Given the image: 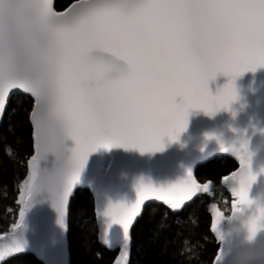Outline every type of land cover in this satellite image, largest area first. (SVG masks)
Returning <instances> with one entry per match:
<instances>
[{
    "label": "snow or ice",
    "instance_id": "obj_1",
    "mask_svg": "<svg viewBox=\"0 0 264 264\" xmlns=\"http://www.w3.org/2000/svg\"><path fill=\"white\" fill-rule=\"evenodd\" d=\"M262 64L264 0H77L66 12L55 11L52 0H0V113L14 89L34 97L35 155L25 191H48L62 216L99 146L162 150L165 136L175 140L186 129L189 109L230 107L236 77ZM218 74L230 79L213 94L209 81ZM48 153L56 156L51 170L41 167ZM241 165L230 178L239 184V205L250 203L248 188L256 179L247 161ZM209 186L191 173L167 186L140 181L135 203L109 204L103 215L124 229L118 264H128L130 226L145 200L179 211ZM237 210L243 211L233 205ZM221 216L216 210L214 231ZM262 218L264 209L249 219L253 234ZM22 250L21 237L14 236L0 247V260Z\"/></svg>",
    "mask_w": 264,
    "mask_h": 264
},
{
    "label": "water",
    "instance_id": "obj_2",
    "mask_svg": "<svg viewBox=\"0 0 264 264\" xmlns=\"http://www.w3.org/2000/svg\"><path fill=\"white\" fill-rule=\"evenodd\" d=\"M76 2L77 0L62 11L56 9L55 0H52V6L57 12H66ZM103 55L110 56L107 53ZM229 79V76L218 74L214 80L209 81L210 91L215 94ZM235 87L237 99L228 108H221L215 113H208L199 108L189 109L186 129L175 140L165 136L162 150L141 152L139 148H125L119 145L99 146L95 152L90 153L72 193L67 198L63 216L53 206V197L48 191L44 190L33 196L26 193L22 198L23 217L20 216V224L12 231L0 234V247L9 244L14 236H19L23 242V250L6 255L0 260V264L9 258L26 253L34 254L44 264H70L67 214L72 196L82 186L89 189L94 197L99 241L118 249V256L113 263L118 264L125 244L124 229L121 224L111 223L110 217L103 215V210L109 204L135 203L136 186L140 181L167 186L187 179L191 173L193 179L202 186L203 184L196 177L197 167L219 155L231 156L238 163L234 173L227 176L230 180L232 175L241 172V160L244 159L242 142L245 139L253 153L252 171L257 174L249 196L250 198L264 196V171H262L264 169V64L259 65L255 71L249 70L237 76ZM17 92L25 93L14 89L9 93L8 99ZM25 94L31 96L29 93ZM8 99L3 113H0V126L6 113ZM177 99L179 101L180 98ZM65 144L68 149L75 147V141L70 138ZM55 161V154L48 153L41 161V167L51 170ZM227 182L222 181L223 187L239 203ZM232 183L236 187L239 186L236 181ZM200 194L202 193L195 194L182 208ZM150 202L164 203L155 198L145 200L140 214L130 226V235L135 222ZM28 215L33 217L29 219ZM218 240L220 248H224L226 241L219 238ZM130 243L129 239V246ZM227 243L233 251L237 248L259 247L264 245V229L258 233L252 243L247 242L242 235ZM252 264H264V259H257Z\"/></svg>",
    "mask_w": 264,
    "mask_h": 264
},
{
    "label": "trees",
    "instance_id": "obj_3",
    "mask_svg": "<svg viewBox=\"0 0 264 264\" xmlns=\"http://www.w3.org/2000/svg\"><path fill=\"white\" fill-rule=\"evenodd\" d=\"M74 1L55 0L56 9L62 11ZM33 106L30 95L13 94L0 126V234L12 231L18 224L20 200L26 195L25 184L31 174L30 161L35 151L30 120ZM237 168V161L228 155H219L197 167L198 181L210 183L215 197L202 193L179 211L161 202L148 203L132 230L128 264H189L180 254L182 241L188 236L203 245L199 259L191 264H214L220 242L212 229L213 209L216 206L221 210V218L233 211L236 199L223 187L222 178ZM190 215L198 219L195 230L187 223ZM68 240L70 264H113L118 256V249L103 246L98 240L95 202L89 189L77 190L72 196ZM2 264L43 263L34 254L26 253Z\"/></svg>",
    "mask_w": 264,
    "mask_h": 264
},
{
    "label": "clouds",
    "instance_id": "obj_4",
    "mask_svg": "<svg viewBox=\"0 0 264 264\" xmlns=\"http://www.w3.org/2000/svg\"><path fill=\"white\" fill-rule=\"evenodd\" d=\"M242 147L244 149V160L248 162V168L257 179V174L252 171L251 161L253 153L251 149H249L246 139L243 140ZM262 171H264V169H262ZM256 179L250 183L248 188V201H250V203L239 205L238 208H242L243 211L237 210L229 215L223 216L221 222L217 225L215 232L218 236L223 237V241H226L221 254L220 264H252V262L257 259H264V245H260L259 247L237 248L233 251L227 243L240 235H242L247 242L252 243L256 240L258 233L264 229V218L260 220L258 230L255 234L249 230L248 226L249 219L258 215L259 210L264 209V196H257L255 198H250L249 196L250 189ZM232 182H235V180L230 179L226 184L229 185L232 194L238 198L239 186L236 187ZM207 193L212 197L216 196V192L211 186L208 187ZM222 195L223 193H220L221 197ZM225 221H228L227 225H225ZM187 223L193 230L198 227V219L194 215L189 216ZM205 239H207V237H205ZM201 247H203V245L200 241H194L188 236L182 241L180 254L191 264L193 260L199 259V249Z\"/></svg>",
    "mask_w": 264,
    "mask_h": 264
},
{
    "label": "bare ground",
    "instance_id": "obj_5",
    "mask_svg": "<svg viewBox=\"0 0 264 264\" xmlns=\"http://www.w3.org/2000/svg\"><path fill=\"white\" fill-rule=\"evenodd\" d=\"M123 171H125L124 169H123ZM123 175H124V173H123ZM80 189H85L83 186L80 188ZM80 189H77V190H80ZM23 198V197H22ZM22 198H21V212H20V216H21V213H23V208H22ZM71 203V202H70ZM70 205V204H69ZM144 211V210H143ZM96 206H95V218H96V222H97V214H96ZM66 213H67V211H66ZM69 214H70V207H69ZM69 214H67L68 216H69ZM142 214H143V212H142ZM142 214L140 215V217L142 216ZM20 216H19V220H18V224H20ZM33 216L32 215H28V218L29 219H31ZM139 217V218H140ZM138 218V219H139ZM137 219V220H138ZM137 222V221H136ZM136 222H135V224H136ZM17 224V225H18ZM135 224H134V226H135ZM16 225V226H17ZM134 226L132 227V230H133V228H134ZM97 228H98V225H97ZM68 235H69V226H68ZM131 235H132V231H131ZM131 235H130V242H131ZM98 240H99V238H98ZM100 242V241H99ZM68 244H69V240H68ZM100 244H102L103 246H106V247H108V248H112L110 245H108V244H103V243H101L100 242ZM69 253H70V245H69Z\"/></svg>",
    "mask_w": 264,
    "mask_h": 264
},
{
    "label": "rangeland",
    "instance_id": "obj_6",
    "mask_svg": "<svg viewBox=\"0 0 264 264\" xmlns=\"http://www.w3.org/2000/svg\"><path fill=\"white\" fill-rule=\"evenodd\" d=\"M21 93H22V92H21ZM24 94H25V93H24ZM27 95H28V94H27ZM7 107H8V104H7ZM6 111H7V109H6ZM5 114H6V113H5ZM3 119H4V118H3ZM216 157H217V156H216ZM214 158H215V157H214ZM214 158H213V159H214ZM232 158H233V157H232ZM233 159H234V158H233ZM233 205H235V206L238 208V207H239V203H238V201L236 200L235 203H234ZM216 210H219V211L221 212V210H220L219 208H216V206H215V208L213 209V212L215 213ZM232 212H233V211H232ZM232 212H231V213H232ZM228 215H229V214H228ZM220 222H221V221H219V223H220ZM219 223H218V224H219ZM224 223H225V225H227V224H228V221H225ZM218 224H217V225H218ZM216 234H217V233H216ZM21 255H22V254H21ZM19 256H20V255H19ZM15 257H17V256H15ZM36 257H37V256H36ZM12 258H14V257H12ZM37 258H38V257H37ZM9 259H10V258H9ZM38 259H39V258H38ZM7 260H8V259H7ZM39 260H40V259H39ZM40 261H41V260H40ZM41 262H42V261H41ZM42 263H43V262H42ZM43 264H44V263H43Z\"/></svg>",
    "mask_w": 264,
    "mask_h": 264
}]
</instances>
